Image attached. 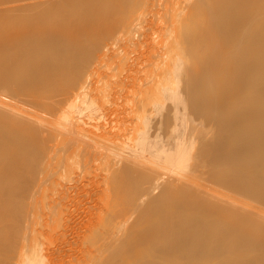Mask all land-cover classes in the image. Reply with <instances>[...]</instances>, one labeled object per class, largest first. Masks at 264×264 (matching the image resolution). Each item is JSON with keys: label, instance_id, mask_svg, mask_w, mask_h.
<instances>
[{"label": "bare ground", "instance_id": "6f19581e", "mask_svg": "<svg viewBox=\"0 0 264 264\" xmlns=\"http://www.w3.org/2000/svg\"><path fill=\"white\" fill-rule=\"evenodd\" d=\"M123 33L149 44L127 80ZM84 151L112 185L87 264H264V0H0V264L18 196Z\"/></svg>", "mask_w": 264, "mask_h": 264}, {"label": "rangeland", "instance_id": "374dc122", "mask_svg": "<svg viewBox=\"0 0 264 264\" xmlns=\"http://www.w3.org/2000/svg\"><path fill=\"white\" fill-rule=\"evenodd\" d=\"M129 33H131V32H129ZM129 33H127V34L123 33L124 35H127V39H126L127 41H129V42L131 40L132 41H131V43H126L127 49H126L125 55L122 57L123 61H121V64L123 63V67L121 68L120 75H118L119 77H121L122 79H125V80H127V77L132 75V73L134 72V70H133V68H135L134 63H133L134 62V56L137 57L136 64L138 65V63H142L146 59L145 54L147 53V50L149 49V44H147V45L144 44V42L146 40L143 37H139L138 35H135V34H134V36L129 35ZM114 39L115 38H113V39L109 38L110 42L107 45L108 46L113 45L112 44L113 41H111V40H114ZM118 41H119L118 39H117V41H114V42H116V45L120 43ZM114 59H116V58H114ZM118 59L119 58H117V61H118ZM129 66H131L132 68ZM235 66L236 67H242L243 65H242V62H238L235 64ZM90 78L89 79L92 81V77H90ZM118 80H120V79H118ZM129 81L131 82V79ZM129 81H127V83ZM92 82L90 83V86H92ZM125 84L126 83L124 82V84L122 85V88H124V89L126 87ZM131 84H132V82H131ZM124 89L121 92L116 93V95L119 96L118 99L111 100V101H113L112 102L113 104H115L117 102L116 100H118V102L119 101L121 102L119 104L117 102L116 105H113L112 103H110V105L111 104L113 105V106L111 105L112 108L114 106H117L118 108L121 106V107H124V109H126V108L128 109V107H131L132 100L134 99L136 93L138 92V89L136 87L132 88V86H131V88H129L130 90L129 89L124 90ZM126 90L129 93V96H128V94H126L127 97L125 95ZM230 90L232 93H235L236 103L237 104L242 103L246 97V92L242 91V88L240 86L236 85V83L231 84ZM123 91H124V93H123ZM132 91H134V92H132ZM120 94H123V95H120ZM122 97H124V101H123ZM126 98H127V101H126ZM237 100H240L241 102H237ZM129 102L131 103L130 106H129ZM126 106H128V107H126ZM117 107H114V108L117 109V111H118ZM131 108H133V107H131ZM134 108H135V106H134ZM121 110H123V108ZM121 110H119V111H121ZM79 157H81L80 158L81 160L77 157H76V160L75 159L71 160L72 159L71 158L70 164L68 167H65L63 169H61L62 167H59L58 173H57L59 178L56 182L53 181L55 179L54 176H51L49 178V180L42 182V183L36 182V184H35V182H34L33 184H31V187L33 186L34 188L30 187L29 188L30 192H27V195L25 194L23 197L18 196V198L19 197L22 198V199L19 198L18 201L22 200L23 204L24 205L26 204V206H24L20 201L18 203L16 202V204H18L17 207H19V208H17V211L14 210L16 208H13V210L16 212V214L14 215L13 212L12 213L10 212L11 213L10 215L13 214L14 216L13 215L9 216V219H11L10 220L11 222L9 221V223H12V224L14 223L13 224V226H14L15 225L14 221H17L16 225L18 224L19 227L15 225L16 227L13 229H16L17 227L20 228V229L17 228L18 231H16L17 229L16 230L11 229L12 232L10 231L12 243H13V241L15 243V245L12 244L14 247L11 245L13 247L12 248L13 252L11 253V250H9V254H12V255H9V263L10 264H12V263L16 264V262H18L22 256H23V259H20V262H22V263L23 262L25 263L26 261H29L30 258L34 257L35 260H33L31 262V264H68V263L69 264H87L88 254H86V253H88L89 248L87 249L85 247L89 246V243H90L89 242V232H90L89 230L91 228H93V226H92L94 223L93 220L95 219V217L93 215H91L92 217L90 216V214H92L91 210H94V212L96 210L97 211L99 210L98 208L96 209V207L98 205L101 206V202H100L101 200L100 199L106 193L105 190L106 189L110 190L109 188H111L112 185L108 184L109 187H107V188L105 187L106 182L104 180L105 176H103V175H105V173H107V170H108V165L106 163L105 158H103V157L96 158V160H98V161H96L95 159H92V158L90 159L87 151H84L83 154L81 153V155ZM88 158H89V160L84 161V159H88ZM77 161H79L80 163L82 161V163L78 164V163H76ZM88 162H91V163H88ZM100 163H101V165H100ZM76 164L78 166L81 165V167H82V164H84L85 166L83 165L84 168L83 167L77 168L78 166ZM92 165H94V166H92ZM104 165H105V167H104ZM75 170H76V172H75ZM91 173L96 175V176L92 175ZM100 173H102V174L100 175ZM60 174H62V175H60ZM76 175L78 178H80L79 180L77 179ZM91 175L93 177L92 179L89 178ZM64 176L66 177L67 180L69 179L74 183L77 182V184L71 183V185H70V181H69L68 182L69 184L66 182V186H65L63 184L64 183L63 181L66 180ZM98 176L99 177L101 176L100 177L101 179H98ZM61 177L64 178L63 181L60 180V179H63ZM74 177L76 178V181H74L75 180ZM90 179L93 180L94 182L90 183L91 182ZM95 179H97L98 182H97V180L95 181ZM59 181L63 182V183L59 184ZM83 181H85V182H83ZM46 182H47V185H46ZM79 183L80 184L82 183V184L80 185ZM93 183H95V185L99 186L100 188L93 185ZM67 184L70 185L71 187L67 186ZM103 184H105V185H103ZM37 185L39 187V190L37 188ZM41 185H42V188H40ZM61 185H62V187H61ZM102 185H103V187H102ZM108 185H106V186H108ZM74 186H75V188H73ZM79 186H80V188H79ZM35 187L37 189H35ZM55 187H56V189H55ZM57 187H59V189ZM97 188L101 189V190L97 191L96 190ZM47 190L50 193L53 192V193H51L53 195H51L49 192L47 193ZM52 190H56V191H52ZM92 190H94V191H92ZM32 191H34V192H32ZM90 191L94 192V194ZM38 192H39V197L36 194ZM98 192H99V194H96V196L98 198V200H97L95 193H98ZM28 193H30V194H28ZM71 193L75 194V195H72ZM80 193H84V195H81ZM89 193L90 194L92 193L91 197H90ZM30 195L32 197L31 201L33 202V204L32 203L30 204V202H31L30 198H29ZM25 196H27V198ZM88 196L90 198H88ZM14 197H16V196H14ZM88 199H91L92 203L90 202V200L88 201ZM10 200H13V199L10 197ZM14 200H15V198H14ZM92 200H97L98 202H100V204L97 201H94V204H93ZM16 201H17V199H16ZM11 202H14V201H11ZM11 202H9V203H11ZM87 202L89 203V207H90V204L91 205L93 204L94 207L96 206L95 207L96 210L92 209V208H94L92 206L91 208L87 209V210H90V209L91 210L86 212ZM95 202H97V203L95 204ZM14 204H15V202L13 203V205ZM19 204L20 205L22 204L26 210L22 207V205L20 206ZM10 206H11V204H10ZM20 208L23 209L24 213H22V212L19 213V211H21ZM18 209H19V211H18ZM88 212H90V214ZM17 213L20 214V215L18 214L19 218L17 216ZM84 213H86V214H84ZM87 214H89V217H88V219L86 218L84 220V216L85 215L87 216ZM98 214L94 213V215H96V217ZM15 216H17V217H15ZM16 218H18V219H16ZM79 218H80V220H79ZM81 218H83V220ZM12 220H14V221H12ZM81 220H82V222H81V225L79 227V224H80L79 221H81ZM20 221H22L20 223L21 225L18 223ZM87 222H88V224H85ZM77 223H79V224L77 225ZM89 223H91L92 225L89 226ZM74 224H75V227L78 226L79 229H77L78 227L75 228ZM82 226H83V232H82V229H80V228H82ZM88 226L91 228L85 230V228H88ZM25 235L29 236V238L26 237L27 239H25ZM26 240L29 241L28 244L26 243L27 242ZM33 242H35V243H33ZM27 245H29L28 248H27ZM31 247H33L34 253L32 252L31 255L28 258H26L24 255H25L27 249H30ZM84 248H85V250L87 249V251H85ZM80 251H82V252L80 253ZM74 252L75 253L77 252V256L75 254H73ZM78 252H79V257L81 259H84V257H85L84 261H82L81 259L78 260V258H79ZM81 254H83V256L84 255H86V256L83 257ZM71 255L76 256V257L73 258V256H71ZM86 257H87V260H86ZM65 261H66V263H65Z\"/></svg>", "mask_w": 264, "mask_h": 264}]
</instances>
